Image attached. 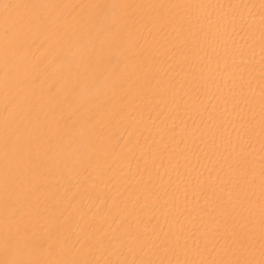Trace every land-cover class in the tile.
<instances>
[{"label": "bare ground", "instance_id": "1", "mask_svg": "<svg viewBox=\"0 0 264 264\" xmlns=\"http://www.w3.org/2000/svg\"><path fill=\"white\" fill-rule=\"evenodd\" d=\"M0 264H264V0H0Z\"/></svg>", "mask_w": 264, "mask_h": 264}]
</instances>
